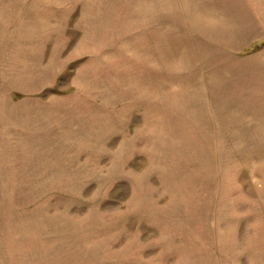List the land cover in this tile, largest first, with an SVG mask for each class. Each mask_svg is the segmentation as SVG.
Here are the masks:
<instances>
[{
    "label": "rangeland",
    "instance_id": "374dc122",
    "mask_svg": "<svg viewBox=\"0 0 264 264\" xmlns=\"http://www.w3.org/2000/svg\"><path fill=\"white\" fill-rule=\"evenodd\" d=\"M0 264H264V0H0Z\"/></svg>",
    "mask_w": 264,
    "mask_h": 264
}]
</instances>
